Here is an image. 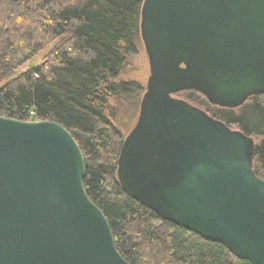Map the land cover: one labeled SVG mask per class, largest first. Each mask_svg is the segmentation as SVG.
<instances>
[{
  "label": "water",
  "instance_id": "water-1",
  "mask_svg": "<svg viewBox=\"0 0 264 264\" xmlns=\"http://www.w3.org/2000/svg\"><path fill=\"white\" fill-rule=\"evenodd\" d=\"M150 73L117 175L132 198L264 264L256 141L175 96L237 108L264 93V0H144ZM83 151L53 120L0 115V264H132L85 187Z\"/></svg>",
  "mask_w": 264,
  "mask_h": 264
},
{
  "label": "trees",
  "instance_id": "trees-1",
  "mask_svg": "<svg viewBox=\"0 0 264 264\" xmlns=\"http://www.w3.org/2000/svg\"><path fill=\"white\" fill-rule=\"evenodd\" d=\"M143 1L0 0V115L68 128L85 157L88 195L132 264H251L221 242L164 219L119 182L120 150L146 90L128 75L144 45ZM181 95L254 137V169L264 178V93L237 108L214 105L196 90Z\"/></svg>",
  "mask_w": 264,
  "mask_h": 264
},
{
  "label": "rangeland",
  "instance_id": "rangeland-1",
  "mask_svg": "<svg viewBox=\"0 0 264 264\" xmlns=\"http://www.w3.org/2000/svg\"><path fill=\"white\" fill-rule=\"evenodd\" d=\"M44 55H45V53H41L33 61V63L39 64L42 61ZM29 66L30 65H26L24 67V69L29 68ZM149 73H150V68H149L148 56L146 54V51H145V48L143 45V46H141L139 53L131 59V70L128 72V75L130 77L139 79L140 81H142L143 83L146 84ZM176 96L184 98V97H182L181 92L176 94ZM130 125L133 126L134 124H131V121H130L129 127H130Z\"/></svg>",
  "mask_w": 264,
  "mask_h": 264
},
{
  "label": "flooded vegetation",
  "instance_id": "flooded-vegetation-1",
  "mask_svg": "<svg viewBox=\"0 0 264 264\" xmlns=\"http://www.w3.org/2000/svg\"><path fill=\"white\" fill-rule=\"evenodd\" d=\"M180 93V92H179ZM178 94V93H177ZM175 96H176V94H175ZM207 111V110H206ZM208 112V111H207ZM209 113V112H208ZM210 114V113H209ZM211 115V114H210ZM213 116V115H212ZM215 117V116H214ZM217 118V117H216Z\"/></svg>",
  "mask_w": 264,
  "mask_h": 264
}]
</instances>
